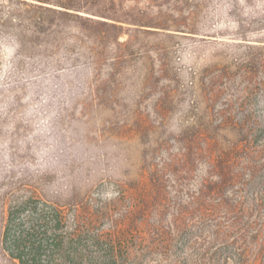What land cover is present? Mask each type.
<instances>
[{
	"label": "rangeland",
	"instance_id": "1",
	"mask_svg": "<svg viewBox=\"0 0 264 264\" xmlns=\"http://www.w3.org/2000/svg\"><path fill=\"white\" fill-rule=\"evenodd\" d=\"M114 7L147 25L119 22L132 31L119 36L130 55L118 74L115 46L85 16L110 19L90 10L61 28L54 53L41 47L16 63L0 38V240L8 207L29 197L69 215L88 199L84 207L102 205L127 232L144 214V229L168 231L172 205L185 206L203 182L227 201L218 236L206 225L205 238L176 237L130 264H264V205L252 200L264 196V0ZM46 58L62 67L38 64ZM0 264H9L1 253Z\"/></svg>",
	"mask_w": 264,
	"mask_h": 264
},
{
	"label": "trees",
	"instance_id": "2",
	"mask_svg": "<svg viewBox=\"0 0 264 264\" xmlns=\"http://www.w3.org/2000/svg\"><path fill=\"white\" fill-rule=\"evenodd\" d=\"M118 1L0 0V38L12 41L10 50L6 51L15 53L16 63L22 62L23 57L34 55V51L41 47L44 51L54 53L58 48L55 42L61 28L67 22L83 18L79 13L80 8L90 10L94 15L110 19L99 20L85 16L92 25H97L95 28L98 37L108 39L115 46L110 64L118 74V66H121V62H126V57L130 55H125L122 50L130 40L119 41L123 31L130 29H125L119 23L124 17L116 15L114 6ZM80 2L85 5H80ZM124 20L136 25L134 31L137 32H143L141 27L147 26L134 19ZM46 44L50 46V50ZM38 64L62 67L63 63L46 58L38 61ZM148 85L147 76L142 81L141 90L148 88ZM154 179L162 187V175L158 170H155ZM179 179L180 176L175 178V182ZM204 189L205 184L202 182L195 194L190 195L185 206L172 205L171 227H168V231L162 227L144 229L147 215L144 214L140 217L142 227L127 232L126 227L114 219L108 222L109 218L102 210V205L95 210L90 205L89 208L84 207L88 199L72 203L69 215L65 204L29 197L8 207L1 233L0 253L9 264H130L137 255H142L143 250L169 241L173 243L176 237L189 239L190 235L192 237L196 233L197 238H205L203 228L206 225L214 226L215 231L212 233L218 236L221 222L217 217L227 201L219 197L216 189L208 194L204 193ZM252 200L256 202V207L264 205V196L255 195ZM159 205L164 207L163 203ZM229 212L225 209V213ZM105 218L107 222H104ZM229 236L228 234L226 238Z\"/></svg>",
	"mask_w": 264,
	"mask_h": 264
}]
</instances>
